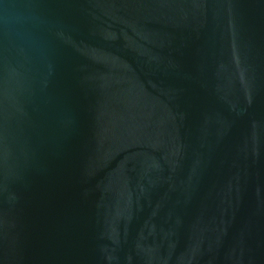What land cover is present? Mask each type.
<instances>
[{"label":"water","instance_id":"obj_1","mask_svg":"<svg viewBox=\"0 0 264 264\" xmlns=\"http://www.w3.org/2000/svg\"><path fill=\"white\" fill-rule=\"evenodd\" d=\"M0 264H264V0H0Z\"/></svg>","mask_w":264,"mask_h":264}]
</instances>
